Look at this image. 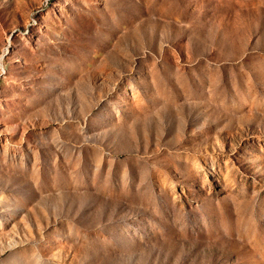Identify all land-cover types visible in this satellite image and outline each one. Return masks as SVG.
<instances>
[{
	"label": "rangeland",
	"instance_id": "obj_1",
	"mask_svg": "<svg viewBox=\"0 0 264 264\" xmlns=\"http://www.w3.org/2000/svg\"><path fill=\"white\" fill-rule=\"evenodd\" d=\"M0 264H264V0H0Z\"/></svg>",
	"mask_w": 264,
	"mask_h": 264
}]
</instances>
